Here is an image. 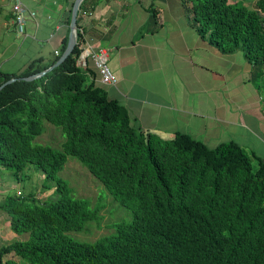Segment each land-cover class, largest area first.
<instances>
[{"label": "trees", "instance_id": "trees-1", "mask_svg": "<svg viewBox=\"0 0 264 264\" xmlns=\"http://www.w3.org/2000/svg\"><path fill=\"white\" fill-rule=\"evenodd\" d=\"M183 2L212 45L223 53L243 49L264 67V0L255 8ZM81 42L78 30L74 51L59 67L0 90V168L18 175L34 163L46 174L45 190L55 182L45 201L32 193L0 200L12 229L29 233L0 246V264H21L5 259L11 253L34 264H264V162L235 141L212 147L183 132L164 139L136 127L127 108L96 83V70L78 65ZM67 43L68 36L48 62L39 57L19 73L0 70V86L48 69ZM45 120L65 134L61 149L36 142ZM69 156L132 211L115 233L90 242L69 234L100 217V207L75 196L59 175Z\"/></svg>", "mask_w": 264, "mask_h": 264}, {"label": "crops", "instance_id": "crops-1", "mask_svg": "<svg viewBox=\"0 0 264 264\" xmlns=\"http://www.w3.org/2000/svg\"><path fill=\"white\" fill-rule=\"evenodd\" d=\"M30 2L37 19L27 15L24 37L34 40L29 63L39 57L48 62L69 40L72 0ZM14 3L0 0L2 39L7 31L18 34ZM191 14L183 0H84L79 29L87 43L109 48L118 78L114 85L98 77L96 83L142 130L166 139L183 132L212 147L235 141L264 162V67L243 49L221 52L199 33ZM21 235L0 211V246L25 239ZM5 259L21 262L12 253Z\"/></svg>", "mask_w": 264, "mask_h": 264}, {"label": "rangeland", "instance_id": "rangeland-1", "mask_svg": "<svg viewBox=\"0 0 264 264\" xmlns=\"http://www.w3.org/2000/svg\"><path fill=\"white\" fill-rule=\"evenodd\" d=\"M23 1L31 6L30 0ZM231 1H242L251 8L256 7V0ZM31 41L34 40L12 31L4 33V38H0V70L5 73L22 71L31 60L28 58L34 47ZM44 126L45 129L36 138V142L61 149L62 143L66 140L62 129L46 120ZM253 163L254 165L258 164L257 160H254ZM59 175L70 182L75 196L89 198L93 207H100V217L90 222L83 230L69 232L75 239L84 242L94 241L102 236L115 233L121 222L131 220L132 211L119 201H115L103 184L75 157L69 156L68 162ZM45 179V172L38 170L34 163H30L18 175L0 168V200L8 194L28 195L32 193L37 195L41 201H45L54 192L55 185L53 181L50 183L53 188L45 190ZM28 236L29 233H22L20 238L26 239ZM20 263L34 264L26 260H21Z\"/></svg>", "mask_w": 264, "mask_h": 264}, {"label": "built area", "instance_id": "built-area-1", "mask_svg": "<svg viewBox=\"0 0 264 264\" xmlns=\"http://www.w3.org/2000/svg\"><path fill=\"white\" fill-rule=\"evenodd\" d=\"M13 19L12 23L18 34H26L27 15L36 20L37 11L32 10L27 6L23 0H15L12 7ZM82 33V42L80 44L81 51L77 55V63L81 67H93L98 74V81L103 84L114 85L118 82V78L112 71L109 65V48H96L92 44L87 43L84 39V33L82 29H79ZM59 51H56L58 54Z\"/></svg>", "mask_w": 264, "mask_h": 264}, {"label": "water", "instance_id": "water-1", "mask_svg": "<svg viewBox=\"0 0 264 264\" xmlns=\"http://www.w3.org/2000/svg\"><path fill=\"white\" fill-rule=\"evenodd\" d=\"M83 1L84 0H74L73 6H72V11H71L69 40H68L66 49H65L64 53L62 54V56L52 66H50L48 69H46V70H44L38 74L25 76V77L16 76V77H13V78L7 80L5 83H3L0 86V90H2L6 85H8L12 82H15V81H21V80L30 81V80H33L37 77L43 76L46 73L50 72L51 70L55 69L56 67H59L68 58V56L70 54H72V52L74 51V49L77 45V41H78V30H79L78 18H79V12H80V8H81Z\"/></svg>", "mask_w": 264, "mask_h": 264}]
</instances>
